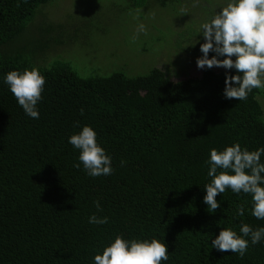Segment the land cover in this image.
<instances>
[{"label": "trees", "instance_id": "obj_1", "mask_svg": "<svg viewBox=\"0 0 264 264\" xmlns=\"http://www.w3.org/2000/svg\"><path fill=\"white\" fill-rule=\"evenodd\" d=\"M50 1L0 0V264H94L117 235L164 240L169 259L162 264H264V243L250 244L243 257L211 248L223 227L264 226L251 214V196L227 189L213 213L203 200L211 149L264 146L262 89L244 101L226 99V75L235 69L205 67L202 77L179 81L159 67L82 76L71 62L39 65L8 52L6 43ZM151 1L179 0L128 3ZM195 52L202 55L200 47ZM32 68L46 80L39 119L28 117L3 83L8 72ZM84 125L111 155V175L90 177L82 163L74 167L79 150L68 139ZM240 205L243 217L235 216ZM94 213L109 222L88 223Z\"/></svg>", "mask_w": 264, "mask_h": 264}, {"label": "clouds", "instance_id": "obj_2", "mask_svg": "<svg viewBox=\"0 0 264 264\" xmlns=\"http://www.w3.org/2000/svg\"><path fill=\"white\" fill-rule=\"evenodd\" d=\"M220 9L199 29L205 42L200 45L202 56L197 58V67L235 69V75H226L223 94L226 99L244 101L254 89H264V0H228L226 6ZM143 27L140 25L141 31ZM197 42L190 45L194 46ZM210 51L214 53L211 57ZM3 83L8 86L24 113L32 119H39L37 105L42 100L46 83L39 69L10 71L3 77ZM76 126L79 127V122ZM68 143L79 150L80 163H75L74 167L80 168L82 163L83 170L90 177L109 176L113 173L112 157L98 142L92 126L84 125L79 132L69 137ZM262 156L264 146L250 151L246 147L242 148L238 142L223 150H210L209 159L205 163L211 181L204 185L206 194L203 197L210 213L220 207L217 195H223L230 189L237 195H250L251 214L264 220ZM124 163L122 160L121 166ZM96 207L99 211V202ZM244 214V206H238L235 216L243 217ZM108 222V217L95 213L88 217L90 224L104 225ZM260 243H264V226L253 228L247 223L240 224L239 232L232 227H223L217 236L211 238V248L240 257L246 254L250 244ZM168 259V245L164 240H128L117 235L104 247L102 254L94 256L93 261L94 264H162Z\"/></svg>", "mask_w": 264, "mask_h": 264}, {"label": "rangeland", "instance_id": "obj_3", "mask_svg": "<svg viewBox=\"0 0 264 264\" xmlns=\"http://www.w3.org/2000/svg\"><path fill=\"white\" fill-rule=\"evenodd\" d=\"M129 1L52 0L41 4L26 29L6 43L7 50L31 61L34 58L39 65L71 62L82 76L116 70L136 76L159 67L174 81L202 77L204 68L197 67V58L202 55L189 52L205 42L199 33L201 25L228 0H179L166 6L151 1L136 8ZM140 25L144 26L142 31ZM196 40L194 47L190 45ZM212 55L210 51L209 57ZM259 100L264 108V89Z\"/></svg>", "mask_w": 264, "mask_h": 264}]
</instances>
